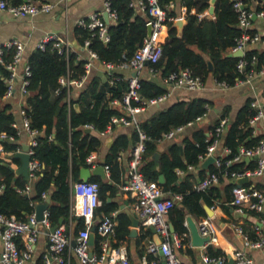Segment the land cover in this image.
<instances>
[{
  "label": "trees",
  "instance_id": "obj_1",
  "mask_svg": "<svg viewBox=\"0 0 264 264\" xmlns=\"http://www.w3.org/2000/svg\"><path fill=\"white\" fill-rule=\"evenodd\" d=\"M6 1L16 4L23 0ZM130 1L109 0V6L114 10L116 18L106 25L109 34L106 42L100 40L96 34H91L93 31L85 27L76 25L73 28L75 42L82 45L83 40L87 38L88 48L95 52L99 63L127 61L146 35V12L139 13L136 7L129 5ZM170 1L158 0V3L164 8L167 17L175 18L174 9L168 7ZM180 4L185 9L181 29H177L173 20L164 21L167 33L163 42L160 41V57L156 62L147 64L153 67L159 76L186 67L193 75L199 76L202 82L210 75L214 80L230 86L236 80H242L246 71L259 70L264 52H257L252 46L245 50L242 59L246 63L240 70L236 67L239 56L227 55L235 44V38L242 33V29L237 25V14L230 0H214L212 18L198 16L208 7L209 0H180ZM191 8L194 9L193 12L190 11ZM261 9H264V5L255 12ZM246 31L252 33L254 30L248 28ZM12 52L13 48L4 50L3 62L10 59ZM252 55L256 58L253 62ZM207 60L212 65L211 69L208 68ZM25 61L29 70L25 86L27 90L25 102L28 105L24 106L25 114L29 118V128L41 132L35 137L32 157H35L42 167L30 181L15 173V170L9 166L10 162L19 165V159L13 156L16 148L19 147L16 141L18 129L12 126L17 120L11 105L0 101V133L13 136L12 140L0 138L3 151L0 152V213L24 220L34 211V205L43 201L41 194L44 193L49 198L46 207L49 226L56 224L59 218L61 223L65 224L71 217L74 221L75 235L83 227V220L76 215L70 216L71 183L79 180L78 172L81 167L89 166L85 157L100 146L99 137L85 131L84 125L90 124L91 129L100 131L112 114L120 112L117 104H109V102L112 98H121L127 88L128 80L122 73H110L105 80H101L97 75H90L85 85L74 91L70 99V107L67 109L64 89L58 94L53 92L58 85L57 78L67 71H70V78L85 74L84 60L79 59L71 50L67 53H57L56 49L51 47V43L47 42L43 49L37 47L31 49ZM8 73L0 62V99L5 92V79ZM138 83L139 99L151 98L166 90L165 86L154 79L139 77ZM250 100L248 98L232 118L227 116L226 108L222 109L219 116L205 128L196 125L195 118L207 111L209 101L198 95L169 102L138 121L139 128L145 134L139 170L146 180L159 185L165 196L180 195L167 212L173 233L181 236L180 243L187 239L182 236L186 232L183 225L184 215L190 213L195 216H205L200 201L212 206L213 200L219 198L218 188L215 185L208 186L204 190L194 188L193 174L187 171V165L197 166L200 156L204 155L206 145L212 138L209 131H212L222 117H226V122L219 135L218 147L224 146L228 149V152L221 157L222 161L233 157L240 145L250 147L258 141L261 136L252 135L251 127L248 125V118L253 114V110L249 107ZM138 101H132L131 104L136 105ZM74 103L77 104L76 109ZM177 126L185 127L187 133L182 135L179 142L171 140L166 148L159 152L157 145L163 138V133ZM177 134L175 133L171 139ZM48 136L52 138L48 140ZM136 140L137 133L134 129L127 134H117L100 162L107 166V177L102 179L98 175H91L87 179L98 185L97 196L100 205L95 208V217L117 209V203L110 199L120 190L119 187L124 180L123 168L116 157L120 150L131 148ZM155 153H157L156 157ZM252 166L253 163L246 164L243 159H239L228 165L222 163L219 168L240 170ZM176 169L185 173L180 176L176 173ZM217 169L214 165L209 166V171ZM159 174L164 177V182L161 184L157 183ZM203 174L204 171L199 170L197 178L201 179ZM27 182L30 186L28 194L19 191ZM235 184L234 181L226 182L224 188L230 192ZM230 198L231 196H227L225 200L229 202ZM114 218V241L111 245L116 246L128 239L130 221L126 212L122 211H117ZM144 233L149 235V230L146 229ZM98 239L99 235L95 233L92 246L94 251L98 250ZM16 245L22 247L18 237H16ZM206 250L208 255H221L220 251L214 250L211 245H207ZM35 264H43L40 256Z\"/></svg>",
  "mask_w": 264,
  "mask_h": 264
},
{
  "label": "built area",
  "instance_id": "obj_2",
  "mask_svg": "<svg viewBox=\"0 0 264 264\" xmlns=\"http://www.w3.org/2000/svg\"><path fill=\"white\" fill-rule=\"evenodd\" d=\"M233 10L237 14V25L242 29L240 36L235 38V44L231 47V52L240 50L236 67L242 69L246 63L242 56L245 50L259 39V34L255 31L248 33L246 29L249 28L250 18L252 15H259L264 17V9L257 12L246 8L244 0H230ZM129 5L136 7L140 11H145L147 19L146 26H150L149 34H146L140 43L133 51L132 55L127 61L111 63L103 62L106 70L113 68H128L137 73L147 63H154L158 60L161 54V45L159 39V32L164 25L165 20H174V17L166 16L164 8H162L158 0H131ZM53 7L52 3L45 1L23 0L19 3L12 4L6 0H0V10L6 11L13 17L29 16L34 17L39 13H46ZM105 12L107 18L113 22L116 18L115 12L109 6V0L103 1V9L101 11H94L85 17H78L76 25L85 27L96 34L100 40L106 42L109 38L106 25L101 18L102 13ZM109 21V22H110ZM50 42L51 47L55 48L57 53H67L71 50V44L67 38L62 39L58 34L49 32L44 34L35 44V47L43 49L45 43ZM89 40H83L81 47L86 52V59H84L83 67L85 71L91 66L92 60H97L96 54L93 50L88 48ZM13 48L10 59L6 62L2 60L4 50ZM25 44L20 39H8L0 43V62L8 70V77L5 79L4 96L8 97L13 91V80L18 78V112L20 115L21 126L34 135L37 133L35 129L28 126L29 118L25 114V107L28 106L25 102L27 90V76L29 75L28 65L26 61L23 62V55ZM255 55L251 56V61H255ZM20 66V67H19ZM150 74H155L157 71L148 66ZM264 72V59L258 71L249 70L245 72V77L242 82L250 84L252 78L257 73ZM127 88L123 92L120 99L110 100L111 104H117L120 107V112L112 114L105 127L97 131L100 135L109 132L113 127L118 125H131L137 133V140L130 149V155L126 165L127 179L121 185L123 191L132 194L133 200L130 203V212H132L138 219L142 227L153 226L155 232L159 237V243H155L149 239L145 244V253L141 256V264H161L157 261L156 256L159 254L163 257L164 264H183L178 258L175 250L180 246V238L168 229V221L166 215L170 207L173 205L175 199H179V194H174L170 197L164 195L162 189L155 182L146 180L141 171L139 164L141 160V153L143 151V139L145 134L138 126L136 113L143 110L149 105L160 103L165 100L169 94L168 89L185 88L191 91H200L203 89V82L197 75H193L191 71L184 67L177 70L170 71L162 76L161 82L167 88V91L157 96L139 99L137 95V88L139 86L138 77L131 75L127 78ZM85 74L79 77L70 78V71L60 75L57 78V87L53 90L58 94L61 89L65 91L66 108L70 107V99L73 97L74 91L78 90L84 85ZM112 80L110 79V82ZM264 92V91H263ZM139 100V101H138ZM132 101H138V104L132 105ZM74 106V104H73ZM249 107L253 110V114L248 118V124H252L255 120L263 115L264 102H259L257 99H251ZM206 115V112L197 116L195 120H199ZM226 117L219 119L218 123L213 127L212 138L206 145L203 156H212L213 165L218 168L216 171H209L194 185L196 190H204L211 184L217 183L220 178H226L229 181H236L237 178L257 177L264 172V135L258 141L250 146H239L237 153L228 159L221 160L224 152L228 151L223 147L220 153H216L219 143V135L223 130ZM188 125L190 122L187 123ZM17 123H12L13 127H17ZM86 128H92L90 124L84 125ZM182 126H177L163 133V138L172 137L175 132L179 131ZM209 133V134H210ZM1 139L12 140V135L0 133ZM48 140L51 136L47 137ZM35 145V141L31 142V146ZM19 151V147L15 152ZM0 152L2 145L0 144ZM26 152L29 154L27 162V172L30 181L35 177L36 173L41 169L39 161L32 157V147H28ZM251 157L254 160V165L249 168L240 170L220 169V165H228L242 157ZM95 154L89 153L85 157L86 163L91 167H95ZM104 171H107V166L103 165ZM98 185L94 181L82 180L73 181L71 183V197L69 204V212L82 218L83 227L71 237L69 232L65 230L63 224H57L53 230L49 231V222L47 220L46 209L42 212V219L35 218L34 211L29 213L24 220L15 218L13 215H3L0 213V264H24L29 259L32 252L34 240L36 239L38 231L42 228L46 235L47 243L45 250L41 254L44 264H70L69 252L74 253L78 264H130L127 258L126 251L122 245H111L112 234L115 226V214L117 209L108 214H102L95 217V208L99 205L100 200L97 196ZM28 194L30 192L29 182H27L23 189L19 190ZM231 198L229 204L233 206L236 212L242 213L245 209L262 211L264 209V190H259L252 186H244L235 184L230 190ZM42 199L46 197L44 193L41 194ZM186 224V221H183ZM260 225H254V230L260 231L258 235L249 237L239 225H233L235 232L242 237L243 246L247 248H259L264 245V217L260 220ZM95 224V233L99 235L98 250L91 249L88 243L89 228ZM197 231L201 236H207V242L216 241L215 227L209 217H202L196 223ZM16 237L22 242V247L16 245ZM73 240V243H70ZM232 264H253L252 259L246 255L243 248L234 249L231 253ZM201 259L206 264H224V257L222 255H208L203 254Z\"/></svg>",
  "mask_w": 264,
  "mask_h": 264
},
{
  "label": "crops",
  "instance_id": "obj_3",
  "mask_svg": "<svg viewBox=\"0 0 264 264\" xmlns=\"http://www.w3.org/2000/svg\"><path fill=\"white\" fill-rule=\"evenodd\" d=\"M33 1L49 2L52 3L53 7L51 8L50 11L46 13H39L34 17H29V16L13 17L10 14H8L6 11L0 10V43L8 39L22 40L25 44V50L22 59L24 62L30 50L35 48L36 42L44 34L53 32L58 34V36L62 39L65 38L68 39V41L71 44V51H73L79 59H83V60L86 59L87 55L84 48L81 47V45H78L74 40L72 33L73 28L76 26V20L78 17H85L91 12L101 11L103 9L104 0H33ZM244 4L247 9L251 11H255L257 10V8L263 7L264 0H246L244 1ZM168 7L174 9L176 13L175 15L176 19L182 18L183 21L182 24H183L185 9L182 6V4H180V0H171L168 3ZM208 8L209 5L201 13H199L198 16L212 18L213 8L211 12H209ZM193 10L194 9L191 8L190 11L193 12ZM140 12L142 11L139 10V13ZM101 18L103 19L102 15ZM103 21L105 22L104 19ZM109 21H110L109 18H107V22L105 23H112L111 21L110 22ZM249 28L253 29L255 32L259 34V39L251 45L252 48L255 49L257 52H264V17L256 14L254 16H251ZM177 29L180 30L181 28L179 29L177 27ZM166 33H167L166 25L164 24L159 32L160 41L163 42ZM229 52H231V50H229ZM133 72L134 71L128 68H122V69L113 68L111 70L110 69L106 70L103 66V63H99L97 60H92L91 66L85 71L84 85L87 82L88 77L90 75H97L101 80H105L107 75H109L110 73H122L125 76V78H128L133 74ZM135 74L138 78L141 77L146 79H154L155 81L163 85V83L161 82L162 77L159 76L158 73L155 74L149 73L147 63L140 71H138ZM13 82H14L13 91L11 95H9L8 97H5L3 95L0 101L3 103L4 102L9 103L14 111V114L16 115V120H17L16 123L18 124L17 125L18 135L16 141L19 144V151H20L24 145H27V149L28 147L29 148L32 147L31 142L35 141L36 135L41 134V132L37 131V133L32 135L21 126L20 115L18 112V82H19L18 78L15 77ZM168 90H169V94L166 96L165 100H163L160 103L149 105L143 110L137 112L136 113L137 121H139L140 118L148 117L150 114H152V112L162 108L164 105H166L169 102H173L178 99H187L188 97H191L193 95H198L203 98H206L209 101L206 115L203 118L197 120L196 123V125L205 128L206 125L210 124L213 120H215L219 116L222 109L226 108L228 114L227 116H229V118H232L234 117L238 108L248 98L249 99L255 98L259 102H264V92H263L264 72L255 74L250 84L242 82L240 79V80H236V82L233 85L226 86L225 84L214 80V78H212V76L209 75L203 82V89L200 91H191L185 88H172ZM165 91H167V88ZM112 99H116V98H112ZM109 104H111V102H109ZM249 126L251 127L252 135L255 136L264 135V108H263V115L257 120H255ZM86 129H88V132L97 135L100 139V146L98 147V149L96 151H91V152L95 154L94 161L96 165L99 164L102 165L100 162L103 160V157L105 156L107 148L111 143L112 139L119 133L127 134L133 128L131 125H118L113 127L109 132L103 135H100L96 130H93L91 128L90 129L86 128ZM175 133L178 134L175 135V137H173L172 139L171 137L162 138L159 141L157 145V150L159 152L163 151L171 140L175 142H179L182 135L187 133V129L182 126V128ZM223 147L224 146L221 147L219 146L217 148L216 153L217 154L220 153ZM130 149L131 148L126 150H120L116 157L117 161L123 168L122 178L124 182L127 179L126 165L130 155ZM227 152L228 151L224 152L222 156H224V154ZM206 157H201L199 162L197 163V166L187 165V171L193 174L192 179L194 180L193 182L194 185L199 181V178H197L198 171L199 170L204 171L203 174L204 176L209 172V166L213 165V160H212L211 162L203 166V162L206 159ZM245 157L240 158V160L243 159L246 164L251 162L254 165V160L251 157H249L248 160H245L244 159ZM9 166L15 170L17 164L10 162ZM88 167L93 168L90 166V164ZM175 171L180 176H182L185 173L183 170L180 169H176ZM104 173L106 178L107 171H104ZM246 178H247L246 180L241 181L238 184L244 186H252L259 190H264V172L260 176L246 177ZM221 179L222 180H219L217 183L211 184V185H215L218 188L217 192L219 194V198L213 200L212 206H208L204 201H200L203 210H204L203 207L204 205L209 207V210L207 209V212L209 211V213H206L204 210L205 216H195L190 213H186L184 215V220H185V216L189 215L195 223L202 217H209L215 227L216 241L214 242L206 241L199 246L191 245L189 230L187 228V225L183 222V225L186 228V232L183 233L182 236L186 237L187 239L181 242L180 246L177 247L175 250L178 258L181 260L183 264H206L205 262L202 261L201 256L203 254H207L206 246L211 245V247L214 250L220 251V254L224 257V264H228V263L232 264L231 253L234 249H240V248L244 249L246 255L252 259L253 264H264V245H262L259 248L244 247L242 242L243 239L241 235L237 234L233 228V225H239L249 237H254L258 235L262 230L261 229L260 231L254 230L255 229L254 225H258V224L260 225L259 220L262 217H264V209L259 212L249 209H245L242 213L236 212L233 206L230 205L227 202V200H225L227 196L229 197L231 196V193L227 192L224 188L225 183L229 182V180L226 178H221ZM119 188L120 190L116 191L115 195L110 200L115 201L117 203L116 205L117 211L125 212L130 209V203L132 202L133 197L132 194L128 193L127 191H123L121 189V186ZM108 200L109 198H107V201ZM70 216H72L71 213ZM99 216L100 215H96V217ZM166 219L167 221L170 222L167 215H166ZM58 224H63V223L60 222ZM63 225L65 227V230L69 232L71 237H73L74 221H72L71 217H69L67 222ZM130 227L131 226H129V230ZM135 228H136L135 234L129 236L128 233V239L120 242L119 245H122L124 247L130 264H141V256L143 255V253H145V244L149 239H152V232L149 229V227H142L139 221ZM146 229L149 230V235H146V233H144ZM136 238H140V239H136ZM179 238H180L179 240H181V236ZM113 241L114 239L112 234L111 243ZM72 242L73 240H71L70 243ZM46 243H47L46 235L41 228L37 233L36 239L34 240L30 257L24 262V264H35L39 256L41 257L42 260L41 254L45 250ZM93 243L90 245L92 250H93L92 247ZM69 255H70V264H78L72 250L71 253L69 252ZM156 258L159 263L164 264L163 257L161 255L158 254Z\"/></svg>",
  "mask_w": 264,
  "mask_h": 264
},
{
  "label": "water",
  "instance_id": "obj_4",
  "mask_svg": "<svg viewBox=\"0 0 264 264\" xmlns=\"http://www.w3.org/2000/svg\"><path fill=\"white\" fill-rule=\"evenodd\" d=\"M213 2H214V0H209V8H208L209 12L212 11ZM102 16H103V19L105 20V22H107V15H106L105 12L102 13ZM252 16H254V15H252ZM182 22H183L182 18H177V19H175L174 24L180 29L181 26H182ZM149 32H150V26L147 25L146 34H149ZM227 55L228 56L229 55L240 56L241 55V51L240 50H236V51L227 53ZM207 65H208L209 69L212 68V65H211L209 60H207ZM132 75H135V72H133ZM74 108L75 109L77 108V104L76 103H74ZM85 131H88V129L85 128ZM26 149H27V145H24L22 147V149L20 151H16L13 154V156L17 157L19 159V165L16 167L15 173L22 175L25 178V180H29L28 172H27V162H28L30 156L26 152ZM154 156L156 157L157 153H155ZM244 159L248 160L249 157H245ZM212 160H213L212 156L206 157V159L203 162V166H205L207 163L211 162ZM91 175H98V176H100V178L105 179V173H104L103 166L99 164V165H96L93 168L81 167L79 169V172H78L79 179H82V180L85 181ZM246 179H247L246 176H242V177L237 178L236 182L238 184L239 182L244 181ZM163 182H164V177H163L162 174H159L157 176V183L161 184ZM48 204H49V198L48 197H46L42 202H39V203L35 204V206H34V214H35V218L37 220H41L42 219V212H43L44 209H46ZM203 207H204L205 212L209 213V211L207 212V209L209 210V207H207L206 205H204ZM125 212H126L128 218H129L130 226H131L130 230H129V236H132V235L135 234V230H136L135 227H136V225L138 223V219L129 210H127ZM185 221H186L187 228L189 230V237H190V244L191 245L199 246V245H202L204 242H206L208 240L207 236L199 235V233L197 231V227L195 225V222L191 219V217L189 215L185 216ZM60 222H61V218L58 219V223H60ZM58 223L50 226L49 227V231L53 230V228ZM149 229L152 232V239L154 240V242L155 243H159V237H158L157 233L155 232L154 227L153 226H149ZM168 229H169L170 232H173V227H172V225H171V223L169 221H168ZM94 238H95V224H92L90 226V228H89V234H88V243L90 245L93 243ZM231 262H232V259H231Z\"/></svg>",
  "mask_w": 264,
  "mask_h": 264
}]
</instances>
